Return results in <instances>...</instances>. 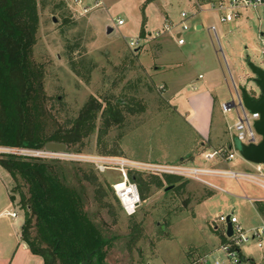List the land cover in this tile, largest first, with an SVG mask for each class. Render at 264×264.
I'll return each mask as SVG.
<instances>
[{
    "label": "rangeland",
    "instance_id": "rangeland-1",
    "mask_svg": "<svg viewBox=\"0 0 264 264\" xmlns=\"http://www.w3.org/2000/svg\"><path fill=\"white\" fill-rule=\"evenodd\" d=\"M108 1V8L104 9V5L98 7L92 0H83L90 7L84 11L73 0H37L39 27L33 59L44 70L43 115L39 121L50 132L66 127L90 97H95L102 108L106 100L114 103L119 97H133L132 110L123 111L120 121L106 119L101 109L94 118L93 129L65 149L83 155L177 163L178 155L189 150L193 140L184 118L188 112L186 96L201 89L199 85L197 91H191L185 80L193 73H201V82L208 81L220 90L221 101L233 100L235 104L241 86L257 91L245 56L264 68L257 36L259 28L264 30V6L256 11H242L237 20L224 23L213 8L219 0L200 1V7L196 0ZM182 11L188 15V29L182 33L185 44H177L173 32L154 36L165 23H178ZM117 16L123 17L124 24L107 33ZM196 24L202 28L196 29ZM211 25H215L216 34ZM142 30L151 35L142 33L143 40ZM136 38L141 44L129 46V40ZM158 62L181 65L156 71ZM217 65L225 78L211 80ZM179 86L182 89L172 98L179 102L177 108L169 91ZM238 112L240 108L233 106L224 114L226 126L233 125ZM57 162L64 169L65 180L79 193L81 189L73 178L78 169H92L102 183V189L96 192L93 185L85 182L82 211L89 226L109 239L104 248L105 264H197L201 258L231 264L221 249L224 223L218 215H234L248 234L252 227H264L253 202L245 198L264 190L249 181L216 178L214 182L223 188L220 190L182 177L170 188L151 186L136 212L127 215L112 188V183L121 179L117 171L101 172L86 162ZM228 163L234 169L255 172L256 164L245 168L250 162L238 155ZM182 182L184 186L176 189ZM7 185L8 189L13 185L10 176ZM17 202L16 197L14 208L23 220ZM104 202L109 206L104 207ZM258 242L263 246L258 247ZM240 250L255 264H264V233L250 236ZM57 264H61L60 260Z\"/></svg>",
    "mask_w": 264,
    "mask_h": 264
},
{
    "label": "trees",
    "instance_id": "trees-1",
    "mask_svg": "<svg viewBox=\"0 0 264 264\" xmlns=\"http://www.w3.org/2000/svg\"><path fill=\"white\" fill-rule=\"evenodd\" d=\"M38 27L37 0H0V144L39 148L55 141L69 147L93 129L94 118L101 109V115L114 122L122 119L123 111L132 110L133 97H119L114 103L106 100L103 108L95 97H90L66 127L47 132L39 121L43 115L44 70L33 59ZM57 163L0 156V166L13 184L8 189L10 201L15 205L17 197L16 205L23 211L20 237L33 254L42 257L44 264H57L59 260L61 264H79L87 256V264H105L104 248L109 239L89 226L82 211L85 182L93 185L96 192L102 189V183L92 169H78L73 178L81 189L79 193L65 180L64 169ZM131 177L137 182L141 198L151 186H170L180 179L170 174L161 177L138 173ZM103 206L109 203L104 202ZM255 206L264 220V200L255 201ZM220 237L223 243L224 234L220 233Z\"/></svg>",
    "mask_w": 264,
    "mask_h": 264
},
{
    "label": "built area",
    "instance_id": "built-area-1",
    "mask_svg": "<svg viewBox=\"0 0 264 264\" xmlns=\"http://www.w3.org/2000/svg\"><path fill=\"white\" fill-rule=\"evenodd\" d=\"M74 4L81 7L84 11L89 10V6L83 3V0H73ZM98 5L97 2L94 3ZM264 6V0H219L213 8L219 11V20L221 22H232L237 20L242 11L253 9L258 10ZM200 7V5H199ZM181 19L178 23L168 22L163 25L162 30L154 32V36L158 37L164 31L173 32L178 44L184 43L182 33L188 29V15L185 11L180 13ZM260 20V18H259ZM116 26L124 24L123 18L116 17L114 19ZM214 32L216 28L214 25L210 27ZM258 40L260 42V54L264 59V30L258 29ZM140 45L139 38L130 39L129 46L137 47ZM201 75H199L200 77ZM255 95V94H254ZM238 104L233 100L220 103L223 113H227L231 107L238 106L240 112L232 126H228L231 130L230 148L214 149L210 152L202 154L203 159L208 163L214 160H222L228 162L236 155L240 156L238 151L234 148L233 139L248 144L250 142L256 143L259 141L260 136L255 131L253 124L258 119V112H251L245 109L240 103V93L237 94ZM12 155L23 159H40V160H57V161H79L91 164L97 170L103 172L105 170L117 171L120 175V180L112 183L113 192L118 199L121 208L127 215H132L136 212L141 204V197L137 182L131 177L133 173H147L150 175L162 176L164 174L176 175L180 178L184 177L192 179L202 184L208 185L215 189H222L217 183L214 182L216 178L235 179L237 181L245 180L260 186L264 190V165L256 164L255 172L217 167L211 164H189L183 161L177 163H159V162H146L135 159L125 158L123 156L114 155H83L74 153L72 151L52 150L45 146L34 148L25 146H8L0 145V156ZM241 157V156H240ZM264 200V199H263ZM11 217L16 216V212L9 213ZM218 220L224 223L223 234L225 241L221 243V249L226 254L231 264H254L245 258L240 250L241 245L248 241L249 237H260L264 233V227L252 228L249 233L244 230L238 219L232 215L219 214ZM226 222L232 224V233L230 236L225 235ZM251 234V235H250ZM258 247L263 246L261 242L257 243ZM197 264H219L216 260L210 262L205 258H201Z\"/></svg>",
    "mask_w": 264,
    "mask_h": 264
},
{
    "label": "crops",
    "instance_id": "crops-1",
    "mask_svg": "<svg viewBox=\"0 0 264 264\" xmlns=\"http://www.w3.org/2000/svg\"><path fill=\"white\" fill-rule=\"evenodd\" d=\"M92 1L93 3L97 2L98 7L104 5V9L108 8V0ZM200 1L203 0H196L198 7L200 5ZM117 17L121 18L122 16ZM197 25H200V28L196 29L202 28L201 24H196V27ZM115 27L116 25L113 22V27H110L111 31L115 29ZM142 33L146 34V32L142 30L140 34L141 38L144 40ZM214 33L216 34V32ZM146 35L151 34L149 32ZM183 44H185V41L179 45ZM162 47L163 46L161 45L160 51L162 50ZM159 53L156 56L157 60ZM180 65L181 64L178 62H158L155 64V69L156 71H163L164 69L177 68ZM217 68V70H212L213 72H211V74L214 77L211 80H217L215 77H218V79L221 77L225 78V74L220 65H217ZM194 74L195 73L185 80V86H187L191 91H197L199 85L201 86V89L198 92H193L186 96L188 112L184 118L186 119V122H188L187 127L193 133L192 146L186 152H182L178 155L177 162L183 161L189 164H204L203 162H205V160L202 157L203 153L210 152L214 149L225 148L226 146V148H229L231 142V133L228 129V126L225 125V113L222 112L220 107V103L223 102L221 101L220 90L215 88V86H211L208 81L201 82V80L204 79V76L201 73ZM199 75L201 76L199 77ZM163 83L166 86L165 90L167 89L168 91L169 86L167 82L164 81ZM181 89L182 87L180 86L179 88L177 87L176 89H171L169 92L172 94H170L169 97L171 99L174 98ZM173 102L174 106L178 108L179 102L175 100H173ZM208 163L217 167L232 168L228 162L222 160H214ZM244 167L251 168L253 165L249 163L244 165ZM8 179L9 174L4 168L0 166V264H44L42 257L40 255L33 254L30 251L28 245L20 237V229L23 220L19 211L14 208V205L10 201L7 185ZM245 198L253 202L255 210L258 213L255 206V201L263 200L264 193L252 195L251 197L245 195ZM12 211L16 212L15 217H11L9 215V213ZM258 215L262 219V216L259 213ZM247 259L249 260V258ZM251 259L253 260V258Z\"/></svg>",
    "mask_w": 264,
    "mask_h": 264
},
{
    "label": "water",
    "instance_id": "water-1",
    "mask_svg": "<svg viewBox=\"0 0 264 264\" xmlns=\"http://www.w3.org/2000/svg\"><path fill=\"white\" fill-rule=\"evenodd\" d=\"M196 28H200V25H197ZM106 31L107 33L110 32L111 28L107 27ZM245 61L251 72V80L256 85L257 91L247 89L246 85L241 86L239 88L240 103L245 109L251 112L259 113V117L254 121L253 127L259 134L260 139L256 143L250 142L248 144L242 143L237 139H233L234 148L244 160L250 163L264 165V68L252 62L248 55L245 56ZM44 146L52 150H64L66 148L64 143L55 141H48ZM172 186L173 185H170L166 188H170ZM231 233L232 224L230 222H226L225 235L230 236ZM88 257L89 256L82 260L80 264H87Z\"/></svg>",
    "mask_w": 264,
    "mask_h": 264
}]
</instances>
